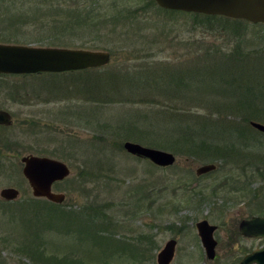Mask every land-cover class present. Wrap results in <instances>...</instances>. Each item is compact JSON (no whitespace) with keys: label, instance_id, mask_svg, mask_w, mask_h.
Returning <instances> with one entry per match:
<instances>
[{"label":"rangeland","instance_id":"rangeland-1","mask_svg":"<svg viewBox=\"0 0 264 264\" xmlns=\"http://www.w3.org/2000/svg\"><path fill=\"white\" fill-rule=\"evenodd\" d=\"M142 1L123 0L112 10L108 0L96 4L91 0L85 4L83 0H0V43L105 51L110 62L96 74L102 76L110 66L134 57L144 58L161 70H195L208 45H219L228 52L236 42L229 32H217L230 24L213 22L216 30L204 31L191 28L193 19L186 14L165 15L151 9L137 21L117 20L122 7L136 8ZM87 16L90 18L83 32L70 28L65 33L54 24L59 18L69 26L72 18L76 23ZM239 29L245 47H251L250 39L264 33L259 25H241ZM251 70L247 66L243 73ZM78 78L67 74L0 77V109L12 117L11 126L0 128V190L19 191V198L13 202L0 199V264H50L11 246L12 241L24 239L37 243L46 256L57 254L80 264H124L131 260L130 253L114 251L113 245L127 244L126 239L139 235L152 236L155 242L149 253L152 264L168 240L177 242L171 264H239L249 251L263 246V241L248 240L238 233L241 220L264 213L263 135L252 128L245 130L250 143L241 149L244 159L228 164L213 161L215 171L197 177L195 169L210 162L186 161L184 156L148 144L153 139H168L175 124L182 131L176 109L195 104L166 101L156 94L149 96L153 104L123 101L128 98L124 92L116 91L113 97L104 88H83ZM110 98L115 101H107ZM209 105L219 106L217 102ZM163 107H168V118H154L153 113L165 112ZM144 130L147 135H138ZM221 130L214 128L211 137L236 140V134L228 131L219 135ZM68 138L76 141L74 149L66 145ZM124 141L167 151L176 161L170 167H156L123 148L119 150L118 144ZM27 155L68 166L69 177L52 189L65 195L63 204L53 207L45 199L32 196L21 173L20 161ZM83 162H90L91 170L100 174L82 187L77 175L84 168ZM88 205L101 206L107 219L72 217ZM66 213L71 215L68 219ZM203 220L216 227L214 260L206 258L197 233L196 224ZM90 234L102 238L104 246L94 242ZM103 240L112 241V245H105Z\"/></svg>","mask_w":264,"mask_h":264},{"label":"trees","instance_id":"trees-1","mask_svg":"<svg viewBox=\"0 0 264 264\" xmlns=\"http://www.w3.org/2000/svg\"><path fill=\"white\" fill-rule=\"evenodd\" d=\"M91 1H94V4H96L101 0ZM108 1L109 8L115 10L116 6L120 2L122 3L123 0ZM56 2H59V0H56ZM83 2L85 4V0ZM151 9L165 15H189L193 19V26L191 28H199L204 31L216 30L212 28L213 22L230 24L221 27L217 32H229L236 42L228 52L224 51L219 45H208V49L205 50L203 57L198 58L200 64L194 68L195 70H184V72L173 71V69L169 71L161 70L159 67L149 65L144 58L134 57L120 65H115V67L110 66L102 76H96V74L103 68L79 72L72 71L71 73H67V75L79 76L77 80L84 83L83 88H104L106 92H112L113 97H115L116 91L121 95L124 92V95L128 98L123 99V101L134 100L140 103L153 104V100H150L153 97L149 96L156 94L158 98L165 99L166 101L168 99L171 101L181 100L179 103L187 106L188 104H195L193 107L188 106L187 108L180 107L176 109L180 116L177 118L184 126L182 131H179V126L175 124L176 126L171 130L173 135L170 136L169 134L168 139H160V142L153 139L148 144L157 146V148L170 150L178 156H184L186 161L195 160L211 163L221 160L223 163L228 164L229 162L232 163L234 160H238L241 158V149L248 147L247 144L250 143L248 141L249 138L245 136V130H251L248 122H264V33L256 36L255 39H250L251 47H245L244 37L241 35L239 28L241 25H247L248 23L227 20L222 17L166 11L158 8L153 0H143L141 5L132 9L122 7L120 12H117L116 17L117 20L123 19L125 22L137 21L140 16L147 14ZM55 10L64 11L58 8ZM106 15H104V21L108 19ZM85 18V20L82 19L81 22L77 21L76 23H74L72 18L69 26H67V21L62 22L61 19L57 18L58 20L54 24L58 25L59 28L62 27L60 29L65 33L70 28L75 30V32H83L86 28L85 26H88L90 17L87 16ZM259 26L264 27V25ZM130 61L133 62L131 63ZM179 64L181 65L182 63ZM247 66H250L252 70L249 74H244L243 71ZM168 67L169 64L166 68L168 69ZM0 77L5 78L10 76L0 75ZM112 99L110 98L107 101H115ZM195 99L196 102L194 101ZM209 102H217L219 106L212 108ZM163 108H165V112L153 113L154 118L159 117V115L168 118V114L170 113L168 112V107ZM197 111H200L201 114L196 113ZM167 122L173 123L170 120ZM221 127L222 130L218 133L219 135L222 136L223 133L228 131L232 135L236 134V140H234V137L232 141L222 140L221 138L213 139L211 137L214 132L213 129ZM148 128L150 129V125ZM138 135H147V131L144 130V132ZM175 136L178 138L174 139L173 137ZM66 145L70 149H74L77 144L76 141L68 138ZM117 147L119 150L122 149V145L120 144ZM244 158L242 156L241 159ZM95 164L100 165L103 163L99 162L97 164L96 162ZM83 165V170L77 175V180L81 181L82 187L87 182L97 179L100 174L91 170L92 167L88 166L85 162H83ZM99 168H102V166ZM49 205L53 207L57 206L51 203ZM36 208H38V205H36ZM82 209L83 211L80 215L74 214L72 217L78 216L80 218L84 216L89 221L98 218L107 219L101 206L88 205L83 206ZM68 215L71 216L70 214ZM64 216L67 219L69 217L67 213ZM56 230L58 229L56 228ZM90 236H93L94 242L104 246L101 242L102 238L96 234H90ZM7 238L5 236V239ZM14 239L16 238L12 237V240ZM103 241L106 242L105 245L110 242L112 245V241ZM126 241L127 244H115L112 247L114 251H120L123 254L130 253L131 260L125 261L126 263L124 264H152V256L149 254L154 249L155 242L152 236L139 235L134 239H126ZM17 243V240H14L11 244L17 252L30 255L31 258L39 261H45L50 264H80L78 260L67 262L66 258H59L57 254L46 256L43 251L44 249H41L37 243L33 244L32 241H28L27 239Z\"/></svg>","mask_w":264,"mask_h":264},{"label":"water","instance_id":"water-1","mask_svg":"<svg viewBox=\"0 0 264 264\" xmlns=\"http://www.w3.org/2000/svg\"><path fill=\"white\" fill-rule=\"evenodd\" d=\"M160 9L199 14L211 17H223L249 24L264 25V0H153ZM110 54L105 51H91L81 49L36 47L24 45L0 44V75H34L61 74L89 69L104 68L110 62ZM12 118L9 113L0 110V126H11ZM249 126L264 134V124L249 122ZM123 150L133 156L156 167L172 166L176 157L169 152L142 146L126 141ZM23 164L22 176L27 181L34 198L45 199L50 203L61 205L65 195L52 191V185L64 181L71 174L65 163L47 157L27 155L21 158ZM216 165L205 164L195 169L197 177L214 172ZM19 198V191L15 188L0 190V199L12 202ZM198 236L205 256L208 260L216 257L217 242L213 238L215 226L205 220L196 224ZM241 237L264 241V216H252L248 220H241L238 224ZM177 242L168 240L157 253L156 264H171ZM239 264H264V244L260 249L244 255Z\"/></svg>","mask_w":264,"mask_h":264},{"label":"bare ground","instance_id":"bare-ground-1","mask_svg":"<svg viewBox=\"0 0 264 264\" xmlns=\"http://www.w3.org/2000/svg\"><path fill=\"white\" fill-rule=\"evenodd\" d=\"M155 3V2H154ZM157 6V5H156ZM159 8V7H158ZM163 10V9H162ZM167 11V10H166ZM250 122V121H249ZM174 139H177L178 137L177 136H175V137H173ZM138 144V143H137ZM141 145V144H140ZM146 147V146H145ZM151 147H149V149H150ZM153 149H156V148H153ZM158 150H161V149H158ZM86 163V162H85ZM90 162H88V163H86V164H89ZM92 163V162H91ZM209 164H211V163H209ZM47 201V200H46ZM13 202V201H12ZM48 202V201H47ZM50 203V202H49ZM51 204H53V203H51ZM54 205H56V204H54Z\"/></svg>","mask_w":264,"mask_h":264},{"label":"flooded vegetation","instance_id":"flooded-vegetation-1","mask_svg":"<svg viewBox=\"0 0 264 264\" xmlns=\"http://www.w3.org/2000/svg\"><path fill=\"white\" fill-rule=\"evenodd\" d=\"M0 110H3V109H0ZM4 111H6V110H4ZM6 112H8V111H6ZM8 113H9V112H8ZM9 114H10V113H9ZM0 128H4V129H5V128H7V127H1V126H0ZM7 151H8V150H7ZM1 153H3L2 150H0V155H1ZM20 164H21V163H20ZM21 166H22V164H21Z\"/></svg>","mask_w":264,"mask_h":264}]
</instances>
